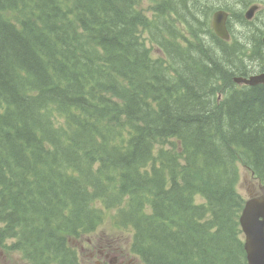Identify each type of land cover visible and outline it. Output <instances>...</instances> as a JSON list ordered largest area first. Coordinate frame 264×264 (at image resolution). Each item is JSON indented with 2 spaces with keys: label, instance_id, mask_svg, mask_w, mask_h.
I'll return each instance as SVG.
<instances>
[{
  "label": "trees",
  "instance_id": "16d2710c",
  "mask_svg": "<svg viewBox=\"0 0 264 264\" xmlns=\"http://www.w3.org/2000/svg\"><path fill=\"white\" fill-rule=\"evenodd\" d=\"M137 1L0 0V241L80 264L67 241L111 216L147 264H247L238 163L264 184V85L234 82L209 0H151L157 31Z\"/></svg>",
  "mask_w": 264,
  "mask_h": 264
},
{
  "label": "rangeland",
  "instance_id": "374dc122",
  "mask_svg": "<svg viewBox=\"0 0 264 264\" xmlns=\"http://www.w3.org/2000/svg\"><path fill=\"white\" fill-rule=\"evenodd\" d=\"M219 2L228 4L231 7L230 9L233 11H238L239 9H237V6L242 7L244 0H221V1L209 0L210 9L213 5ZM139 3L142 6H147V2L145 0H140ZM209 7L207 10L211 19L212 15H211V11H209ZM208 13L206 16L204 15V19H207ZM173 19H174L173 25L175 26V29L178 31V35L181 36V32L188 35V31L185 29V25L183 21L180 20L175 14H173ZM231 28L238 37L239 43H241L244 39L247 38V34H245L246 31L244 29L243 22L239 21L238 19H234L233 23L231 24ZM239 52L243 54L242 55L243 63H244V59L248 63L252 61L253 57L251 55H244V48L240 47ZM156 53H158V51ZM257 68H259V66H256V69ZM239 86H242V84H240ZM239 167H240L239 191L243 195H245V198H248L249 195L251 194V188H253L251 185L252 174L242 164H240ZM90 239H93V241H88ZM126 242L132 245L133 242L132 231H126L123 229L115 228L113 224L109 221L107 222L104 221L103 225L99 226L97 230L87 235H84L82 238L71 239V241H68L69 245L75 248V250L77 251L78 258L81 264H99L98 261L102 259L99 256L101 254L99 250H104V252L108 249L112 250L114 247L118 248L120 246H124ZM92 243L93 245H91ZM14 244L15 241H12L10 239H6L4 245L0 244V264H30L26 259V257H23L19 251H15L16 248L12 246ZM115 254H118L120 256V259L122 257H127L129 255V253L126 250L124 252L112 251L110 252V255L107 257V259H110ZM124 264L127 263L124 262Z\"/></svg>",
  "mask_w": 264,
  "mask_h": 264
},
{
  "label": "flooded vegetation",
  "instance_id": "af4514ba",
  "mask_svg": "<svg viewBox=\"0 0 264 264\" xmlns=\"http://www.w3.org/2000/svg\"><path fill=\"white\" fill-rule=\"evenodd\" d=\"M254 3H258V7L253 18L249 20L247 12L250 5ZM244 29L247 38L239 43L236 49L238 50L240 47L244 48V55H251L253 57L250 63L244 59V74L242 75L244 78V87H252L254 86L253 83L248 82V80H252L255 74L264 71V0H244ZM213 45L219 46V44L216 43ZM206 53L209 55L210 59L212 55L208 51H206ZM181 59L182 61L187 60L185 55H183ZM242 60L243 59H241V61ZM256 66H259V68L256 69ZM109 255L110 254H107L106 257ZM116 260L117 258L115 257V259H110V262L112 261L114 264ZM124 262L127 264H138L133 259H127L126 257H123L120 261L122 264H124Z\"/></svg>",
  "mask_w": 264,
  "mask_h": 264
},
{
  "label": "water",
  "instance_id": "95a60500",
  "mask_svg": "<svg viewBox=\"0 0 264 264\" xmlns=\"http://www.w3.org/2000/svg\"><path fill=\"white\" fill-rule=\"evenodd\" d=\"M224 21L225 13H217L215 27L223 37H227ZM241 222L247 235L248 264H264V195L247 201Z\"/></svg>",
  "mask_w": 264,
  "mask_h": 264
},
{
  "label": "bare ground",
  "instance_id": "6f19581e",
  "mask_svg": "<svg viewBox=\"0 0 264 264\" xmlns=\"http://www.w3.org/2000/svg\"><path fill=\"white\" fill-rule=\"evenodd\" d=\"M221 1V0H220ZM194 4V3H193ZM243 6H244V3H243ZM242 6V7H243ZM165 18V20L167 21V24L169 25V27L170 28H174L175 29V26L173 25V23H172V20H170V19H168L167 17H164ZM234 19H238L239 21H241V22H243L244 23V13H243V11H241V10H238V11H233V10H229L228 11V13H227V22H228V31H229V37H228V40L227 41H225L216 31H214V29H213V27H212V17H211V19H210V16H209V13H208V17H207V20H208V22L210 23V26H211V29H212V31H213V33H214V35L217 37V38H220L221 40H223L224 42H226L227 44H228V46L229 47H231L232 48V46H235V48H237V46L239 45V39H238V37L236 36V34L234 33V31L232 30V28H231V24L233 23V21H234ZM153 22L151 23V29L153 30V31H157V28H156V25H158V23L159 22H161V21H159L158 19H155V16H153ZM161 25V24H160ZM181 35H184V33L183 32H181ZM185 35H187V34H185ZM205 39H206V41L207 42H209V43H213V42H218V41H215L214 39H213V36L211 35V34H209V33H207L206 32V36L204 37ZM216 44H219V42L218 43H216ZM242 54V53H241ZM243 55V54H242ZM144 56V55H143ZM51 62H54L53 60H50ZM50 61H49V63H50ZM53 65H55V63L53 64ZM50 66H52V65H50ZM60 67V66H59ZM54 71V70H53ZM242 75L243 74H241V73H237V74H235L234 75V77H233V80H234V82L235 83H237L238 85H240V84H242V86H244V78L242 77ZM248 82H250V83H253V85H258V84H262V85H264V71L263 72H261V73H257V74H255V76L252 78V80H248ZM200 91V90H199ZM197 95V94H196ZM200 95V94H199ZM205 95V94H204ZM220 95V97H221V95L222 94H219ZM204 97V96H203ZM199 100V99H198ZM201 100V99H200ZM221 111V110H220ZM220 111H218V112H220ZM170 112V111H169ZM232 112V111H231ZM238 111L237 110H233V113L232 114H234L235 115V113H237ZM193 115V114H192ZM29 117H30V115H29ZM167 121V120H166ZM170 122V121H169ZM30 123V122H29ZM11 124V123H10ZM28 124V123H27ZM191 124H195V126L197 125V127H198V123H197V121H195V120H192L191 121ZM29 129L31 130V127L33 126V124L32 123H30L29 125ZM35 126V125H34ZM196 127V128H197ZM207 127V126H206ZM24 130V129H23ZM25 131V130H24ZM28 133V132H27ZM33 133V132H32ZM28 135V134H27ZM22 136V135H21ZM32 136V135H31Z\"/></svg>",
  "mask_w": 264,
  "mask_h": 264
}]
</instances>
